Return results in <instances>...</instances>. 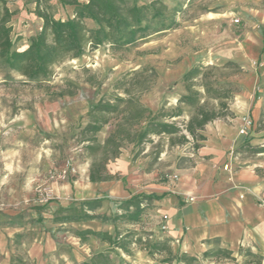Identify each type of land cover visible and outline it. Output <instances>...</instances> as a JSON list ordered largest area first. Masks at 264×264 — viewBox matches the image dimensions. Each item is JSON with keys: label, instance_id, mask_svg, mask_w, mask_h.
Listing matches in <instances>:
<instances>
[{"label": "rangeland", "instance_id": "374dc122", "mask_svg": "<svg viewBox=\"0 0 264 264\" xmlns=\"http://www.w3.org/2000/svg\"><path fill=\"white\" fill-rule=\"evenodd\" d=\"M55 11L57 18L70 15L69 11ZM177 21L176 30L124 52L113 53L108 46L89 50L81 59L55 67L46 82H26L0 66V228L8 236L5 251H0V264H36L28 252L43 233L57 244V256L49 258L48 264H82L106 248L90 240L87 249L73 252L66 240L70 227L52 223L57 206L99 199L103 204L98 213L114 214L125 200L89 184L92 159L84 152L89 135L83 130L90 122L87 113L101 99L130 96L154 112L168 111L185 94L182 75L198 64L206 78L223 88L221 97L227 109L217 110L220 117L213 122H229L236 113L242 116L241 129L243 119L249 120L250 128L246 136L240 135L244 141L237 149L251 158L262 154L258 158L264 160V0H192L183 4ZM23 26L27 30L24 36L33 33L31 25ZM184 110L181 118L174 119L181 128L188 120L189 110ZM108 118L109 124L113 122V116ZM110 128L106 125L96 135L100 143ZM195 144L190 138L183 145H170L166 137H152L139 147L126 145L120 157L106 167L118 179L111 183L121 184L129 197L141 193L130 185L138 181L143 187L153 173L159 176L157 182L167 183V176L191 165ZM82 196L88 198L81 200ZM146 205L143 224H118V231L123 235L140 231L143 240L161 241L166 237L157 228L154 201ZM248 249L256 253L250 248L236 253L244 264ZM129 252L130 257L115 251L111 259L114 264H160L166 256L150 259L134 244ZM198 260L196 264L235 261L216 255L206 259L201 255Z\"/></svg>", "mask_w": 264, "mask_h": 264}, {"label": "trees", "instance_id": "16d2710c", "mask_svg": "<svg viewBox=\"0 0 264 264\" xmlns=\"http://www.w3.org/2000/svg\"><path fill=\"white\" fill-rule=\"evenodd\" d=\"M191 1L177 0L169 4L168 0H24L25 5H34L33 14L41 21V27L26 38L27 46L20 49L23 35L21 31L14 32L11 25L16 12L8 9L5 0H0V66L8 74L18 75L26 82H46L53 76L55 67L66 61L81 59L89 50L108 46L111 52L120 53L153 36L176 30L179 27L177 16L183 4ZM56 9L70 10L71 16L57 18ZM201 70L200 65H193L182 75L180 83L185 94L168 111L160 109L154 112L130 96H115L111 101L101 99L91 107L87 113L90 122L83 130L89 135L84 152L92 159L88 174L90 183L118 181L108 173L106 167L120 157L126 145L139 147L152 137H166L170 145H183L190 138L196 143L194 150L199 148V143L205 140L202 134L204 127L220 117L217 110L227 109L221 97L222 85L210 81ZM197 80L199 82H195ZM211 100L217 101V104H210ZM184 109H188L189 114L181 128L174 119L181 118L185 114ZM110 116H113V122L109 124ZM106 125H111V128L106 139L100 143L96 135ZM135 157L137 154L133 159ZM120 181L125 183L123 179ZM166 195L131 194L119 203L118 211L114 214L98 213L103 204L99 199L82 201L69 207L57 206L52 223L63 226L97 221L113 228L111 234L107 231L71 230L81 243H86L91 237L106 246L82 264H114L111 255L121 251L130 257L133 244L150 259L165 254L160 264H196L198 257L173 252L168 238L148 241L139 236L140 231L126 232L124 235L118 231V224H143L147 213L146 202L159 201ZM242 251L243 248L239 247L238 254ZM212 255L235 260L233 253L226 249L206 251L202 258ZM245 255L248 257L245 264H262V257L249 249L245 250Z\"/></svg>", "mask_w": 264, "mask_h": 264}, {"label": "crops", "instance_id": "0c3cea01", "mask_svg": "<svg viewBox=\"0 0 264 264\" xmlns=\"http://www.w3.org/2000/svg\"><path fill=\"white\" fill-rule=\"evenodd\" d=\"M5 1L8 9L16 12L11 25L14 32L21 31L24 39L19 47L24 49L27 46L26 38L40 29L41 21L33 14V4L25 5L24 0ZM68 11V16H71V11ZM25 23L31 25L33 32L27 36H24L27 31L23 29ZM262 43L261 53L264 40ZM240 118L242 116L235 113V118L229 122L218 121L207 126L203 132L205 140L191 154V165L175 171L178 180L172 186L157 182L159 176L156 173L146 178L143 187L138 181L130 185L145 194H167L163 199L154 201V213L159 218L167 216L168 229L161 233L171 240L173 252L200 257L214 248L226 249L233 253L235 261H224L223 264H244L236 253L239 247L250 248L262 257L264 264V207L260 206V200H264V160L258 158L262 154L251 158L235 152L244 141L239 134ZM109 183H97V189L108 191L110 197H129L122 191L121 184ZM89 184L91 187L95 185ZM84 198L88 197L82 196L80 199ZM68 226L76 231H107L110 234L114 231L112 227L97 221L72 223ZM7 240L5 228L1 227V252L5 251ZM66 240L75 252L80 247L82 250L87 249L86 243L93 239L90 237L86 243H81L70 232ZM28 256L36 264H48L49 258L57 256V244L50 234H40L31 244Z\"/></svg>", "mask_w": 264, "mask_h": 264}, {"label": "built area", "instance_id": "2783aa9c", "mask_svg": "<svg viewBox=\"0 0 264 264\" xmlns=\"http://www.w3.org/2000/svg\"><path fill=\"white\" fill-rule=\"evenodd\" d=\"M250 121L247 119H243V125L242 128L239 130V134L246 136L247 135V130L250 128ZM167 183L172 184L175 183L178 180L177 175H171V176H167ZM189 202L192 201V199L189 198L188 200ZM260 206L264 207V200H260ZM166 221H167V216H161L160 218H158L156 225L158 227V229L162 232L167 231V225H166Z\"/></svg>", "mask_w": 264, "mask_h": 264}]
</instances>
